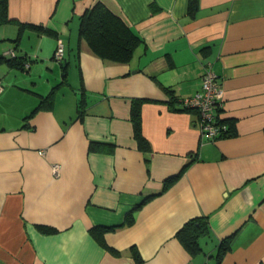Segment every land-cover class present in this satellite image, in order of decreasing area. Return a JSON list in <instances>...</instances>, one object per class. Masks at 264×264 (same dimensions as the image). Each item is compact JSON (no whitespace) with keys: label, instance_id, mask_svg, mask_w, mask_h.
Segmentation results:
<instances>
[{"label":"crops","instance_id":"obj_1","mask_svg":"<svg viewBox=\"0 0 264 264\" xmlns=\"http://www.w3.org/2000/svg\"><path fill=\"white\" fill-rule=\"evenodd\" d=\"M191 1L8 0L0 264H264V0ZM95 2L141 37L130 61L79 34ZM208 63L229 127L213 139L175 109ZM190 220L193 249L178 234Z\"/></svg>","mask_w":264,"mask_h":264},{"label":"trees","instance_id":"obj_2","mask_svg":"<svg viewBox=\"0 0 264 264\" xmlns=\"http://www.w3.org/2000/svg\"><path fill=\"white\" fill-rule=\"evenodd\" d=\"M197 0H192L191 5L195 6ZM9 21L8 17V0H0V24ZM79 34L86 39L88 45L94 53L98 56L117 62H128L132 58V55L138 45L142 43L141 37L138 33L124 20V18L114 12H112L107 6L102 2L93 3L79 18ZM8 62L11 65H19L24 67L25 60L28 57H20L15 55V57L6 56ZM179 103V102H178ZM176 110L184 111H194L191 108H187L180 103L175 107ZM132 117L134 119V131L141 140L143 147L147 144H143L142 136L139 133V122L138 113L133 109ZM224 122V119L220 120ZM229 127L226 126V130L220 134H228ZM195 220H190L183 228L178 232L180 239L184 242L188 248L193 249L194 244H196L195 238L202 231L201 226L190 228L194 224ZM204 226L206 222H204ZM206 227V226H205ZM204 229V228H203ZM226 242V241H223ZM223 242L218 249L216 257L220 255L227 249ZM132 255L136 262H140L136 249L131 248Z\"/></svg>","mask_w":264,"mask_h":264},{"label":"built area","instance_id":"obj_3","mask_svg":"<svg viewBox=\"0 0 264 264\" xmlns=\"http://www.w3.org/2000/svg\"><path fill=\"white\" fill-rule=\"evenodd\" d=\"M9 57H15L14 49L6 51ZM54 59L59 62L64 60V44L61 39L58 40ZM23 64L26 66L29 62ZM1 90V82H0ZM222 99L223 89L218 76L212 70L208 63L200 76V87L193 95L179 99V103L187 108L193 109L196 114V125L203 136L213 139L226 130V125L222 120ZM42 153L43 151H39ZM59 170V165L53 166V171Z\"/></svg>","mask_w":264,"mask_h":264}]
</instances>
